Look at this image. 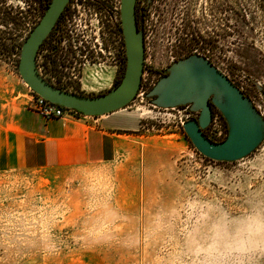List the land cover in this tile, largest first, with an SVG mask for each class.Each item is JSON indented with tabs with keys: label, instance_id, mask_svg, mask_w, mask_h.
I'll list each match as a JSON object with an SVG mask.
<instances>
[{
	"label": "rangeland",
	"instance_id": "1",
	"mask_svg": "<svg viewBox=\"0 0 264 264\" xmlns=\"http://www.w3.org/2000/svg\"><path fill=\"white\" fill-rule=\"evenodd\" d=\"M42 1L0 0V113L18 94H34L17 66ZM230 1L232 50H240L232 65L264 88V0ZM172 17L166 25L156 17L153 37L145 40L140 89L116 113L136 114L135 125L112 161L67 172H0V264H264V140L244 159L208 160L182 128L197 113L156 108L146 97L186 53ZM49 46L38 52L39 73L66 91L64 52L53 59ZM62 46L66 38L58 50ZM123 50L120 45L117 82L125 68ZM252 96L264 115L262 96ZM204 134L215 142L225 139L227 127L216 110Z\"/></svg>",
	"mask_w": 264,
	"mask_h": 264
},
{
	"label": "water",
	"instance_id": "2",
	"mask_svg": "<svg viewBox=\"0 0 264 264\" xmlns=\"http://www.w3.org/2000/svg\"><path fill=\"white\" fill-rule=\"evenodd\" d=\"M67 0H51L20 48L17 66L21 80L42 99L84 116L99 117L124 109L137 95L144 66V40L138 28L136 0H121V31L125 70L120 82L98 96L69 93L47 82L39 73L37 53L53 29ZM160 109L184 107L197 113L182 128L193 148L215 162H234L250 155L264 140V115L226 76L200 56L173 62L146 95ZM216 110L227 127L224 140H209L203 133Z\"/></svg>",
	"mask_w": 264,
	"mask_h": 264
},
{
	"label": "flooded vegetation",
	"instance_id": "3",
	"mask_svg": "<svg viewBox=\"0 0 264 264\" xmlns=\"http://www.w3.org/2000/svg\"><path fill=\"white\" fill-rule=\"evenodd\" d=\"M50 1L41 2L42 14ZM120 6L121 0L66 1L64 10L38 52L45 43L50 45L48 57L55 59L64 52L62 56L66 61L67 92L98 96L106 93L105 89L109 91L118 84L115 78L119 71L120 45L124 49L123 59L126 63ZM135 13L138 28L143 33L144 55L145 40L148 38L150 41L149 35L153 37L151 33L154 32L156 17L166 25L167 16L173 15L171 20L175 22L177 44L180 51L186 52L180 59L190 55L204 58L248 97L252 104L255 103L252 94L257 91L262 96L264 106L262 85L250 81L249 73L239 76L244 71L232 65L237 62L235 58H239L240 50H232L230 0H136ZM65 38L66 48L62 46L58 50ZM51 58L50 62L54 64ZM54 66L61 67L56 64ZM104 77H110L109 84L102 83ZM86 80L91 82L87 83Z\"/></svg>",
	"mask_w": 264,
	"mask_h": 264
},
{
	"label": "crops",
	"instance_id": "4",
	"mask_svg": "<svg viewBox=\"0 0 264 264\" xmlns=\"http://www.w3.org/2000/svg\"><path fill=\"white\" fill-rule=\"evenodd\" d=\"M18 95L16 100L2 105L0 113V172H67L112 161L121 138L135 125L136 114L116 115L118 111L99 117L79 114L44 119L28 108L35 94Z\"/></svg>",
	"mask_w": 264,
	"mask_h": 264
},
{
	"label": "built area",
	"instance_id": "5",
	"mask_svg": "<svg viewBox=\"0 0 264 264\" xmlns=\"http://www.w3.org/2000/svg\"><path fill=\"white\" fill-rule=\"evenodd\" d=\"M28 108L44 119L62 118L68 115L77 116L80 114L72 109L50 103L37 95H35V98L29 103Z\"/></svg>",
	"mask_w": 264,
	"mask_h": 264
},
{
	"label": "trees",
	"instance_id": "6",
	"mask_svg": "<svg viewBox=\"0 0 264 264\" xmlns=\"http://www.w3.org/2000/svg\"><path fill=\"white\" fill-rule=\"evenodd\" d=\"M122 76H123V74H122ZM122 76H121V78H122ZM121 80V79H120ZM120 82V81H119ZM118 82V83H119ZM214 111V110H213ZM212 114H213V112H212ZM220 115V114H219ZM221 116V115H220ZM223 119V118H222ZM203 133H204V131H203ZM205 135V134H204ZM206 136V135H205ZM207 137V136H206ZM185 138H186V140L190 143V141H189V139L187 138V136L185 135ZM191 144V143H190Z\"/></svg>",
	"mask_w": 264,
	"mask_h": 264
}]
</instances>
